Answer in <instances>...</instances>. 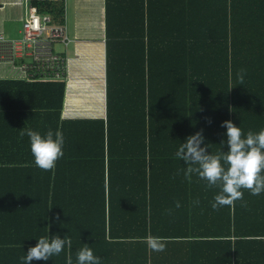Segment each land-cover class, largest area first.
Instances as JSON below:
<instances>
[{"label":"trees","instance_id":"16d2710c","mask_svg":"<svg viewBox=\"0 0 264 264\" xmlns=\"http://www.w3.org/2000/svg\"><path fill=\"white\" fill-rule=\"evenodd\" d=\"M33 4L64 23L63 0ZM104 9L105 118L62 120L64 81L0 88V264H24L48 235L70 236L71 249L31 264H67L69 252L77 264L85 244L101 264H264V192L242 189L246 206L213 210L220 190L196 174L189 183L175 155L201 130L209 154L228 151L224 121L245 136L264 130V0H105ZM9 108L23 122L15 141L1 126ZM23 128L63 132L54 170L35 165ZM148 235L165 251H151Z\"/></svg>","mask_w":264,"mask_h":264},{"label":"clouds","instance_id":"9594fccd","mask_svg":"<svg viewBox=\"0 0 264 264\" xmlns=\"http://www.w3.org/2000/svg\"><path fill=\"white\" fill-rule=\"evenodd\" d=\"M247 72L240 69L237 72V80L243 85ZM231 111V109H230ZM210 124L211 121L209 120ZM221 127L226 128V145L228 151L209 154V147L205 144L203 130L186 138V142L180 144L176 152V158L184 161L187 166L184 169L185 179L191 183L192 174L206 182L207 188H218L219 194L214 197L213 210L220 207H234L236 201H243V191L248 190L251 195L257 196L264 192V130L254 133L249 131L246 136L240 127L232 121H224ZM20 137H29L30 149L34 157L35 165L43 171H52L57 161L64 156L65 137L61 130L49 129L45 134L30 128H23ZM202 145H204L202 147ZM221 145H224L222 141ZM227 165V167H225ZM179 174V173H177ZM199 204V201H195ZM179 208V202H176ZM59 221V216L55 218ZM35 247H29L22 258L24 264L32 261H49L53 256H58L65 246L71 249L70 236L63 239L59 235L42 236L37 240ZM148 248L154 252H163L167 241L162 237L148 235L144 238ZM77 264H101L100 259L94 255L93 250L84 245L78 250ZM67 264H73L71 253L67 257Z\"/></svg>","mask_w":264,"mask_h":264},{"label":"crops","instance_id":"0c3cea01","mask_svg":"<svg viewBox=\"0 0 264 264\" xmlns=\"http://www.w3.org/2000/svg\"><path fill=\"white\" fill-rule=\"evenodd\" d=\"M104 3L105 0H66L64 20L68 43L66 46L62 45L64 48L61 52L67 58V74L63 80L65 91L61 109L62 120L105 118ZM24 13V6L17 4L15 0H0V37L7 43L21 39ZM0 56L4 58L0 60L1 89L6 92L17 90L20 82L29 81L9 62L11 57L17 61V58L12 56V51L7 53L2 49ZM17 110L18 108L7 109L10 115L1 122L2 128L7 131L5 137L8 141L18 139L15 129L23 123L15 117Z\"/></svg>","mask_w":264,"mask_h":264},{"label":"built area","instance_id":"2783aa9c","mask_svg":"<svg viewBox=\"0 0 264 264\" xmlns=\"http://www.w3.org/2000/svg\"><path fill=\"white\" fill-rule=\"evenodd\" d=\"M34 1L44 0H15L25 8L22 37L10 43L0 37V50L12 51L17 61L11 57L9 62L30 81H63L67 74V58L54 46L68 43L65 20L63 24L53 23L49 14L38 11ZM63 2L65 9L66 0ZM0 60L4 58L0 56Z\"/></svg>","mask_w":264,"mask_h":264},{"label":"rangeland","instance_id":"374dc122","mask_svg":"<svg viewBox=\"0 0 264 264\" xmlns=\"http://www.w3.org/2000/svg\"><path fill=\"white\" fill-rule=\"evenodd\" d=\"M63 48H64V47H63L62 45H59V44H56V46H55V50H56V51H60V52L62 51V52H63ZM18 71H19V70H18ZM19 72H21V71H19ZM21 73H22V72H21ZM23 74H24V73H23ZM24 75H25V74H24Z\"/></svg>","mask_w":264,"mask_h":264}]
</instances>
